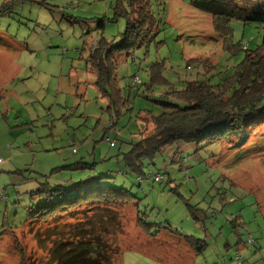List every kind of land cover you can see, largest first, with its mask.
Wrapping results in <instances>:
<instances>
[{
	"label": "rangeland",
	"instance_id": "1",
	"mask_svg": "<svg viewBox=\"0 0 264 264\" xmlns=\"http://www.w3.org/2000/svg\"><path fill=\"white\" fill-rule=\"evenodd\" d=\"M151 3L164 24L149 44L118 57L119 85L132 109L113 130L107 103L93 84L89 53L101 32L119 39L125 30V19L113 11L116 0H0V264L43 259L28 232L37 221L25 224L38 202L32 192L56 178L69 183L86 176L91 170L58 169L81 159L112 173L110 180L135 196L113 218L91 217L105 227L100 233L109 260L101 259L103 264H264V109L244 132L200 144L195 152L187 146L179 160L164 149L152 163L145 161L141 181L113 157L127 151L128 137L142 129L138 112L157 115L163 109L155 100L169 86L149 79L152 63L181 89L185 79L202 71L198 66L187 71L186 59L217 63L219 80L244 54L235 55L240 45L229 47L211 15L189 0ZM98 17L104 18L99 31ZM231 28V40L242 48L261 41L260 26L233 21ZM135 75L141 83L129 88ZM158 173L163 179L153 181ZM86 216L70 213L44 229L54 234L58 228L64 239L69 226ZM138 216L149 224V234Z\"/></svg>",
	"mask_w": 264,
	"mask_h": 264
},
{
	"label": "trees",
	"instance_id": "2",
	"mask_svg": "<svg viewBox=\"0 0 264 264\" xmlns=\"http://www.w3.org/2000/svg\"><path fill=\"white\" fill-rule=\"evenodd\" d=\"M189 3L211 15L214 29L229 47L240 45L235 55L240 51L244 54L235 59L228 74L222 72L224 77L219 76V80L214 72L217 63L186 59L187 71L196 66L202 67V71H196L185 79L181 89L174 88L160 68L153 66L159 63L149 66V79L169 86V91L160 94L155 100L163 109L157 115L146 111L145 116H141L138 112V119L143 121L142 129H139L137 135L128 137L127 151H118L113 155L117 161L123 162L127 173L138 175L139 181L143 179L145 161L152 163L164 149L168 150L172 158L177 157L179 160L187 146H194L195 152L200 144H211L225 140L238 131L244 132L254 115L257 116L264 109V0H256V3L250 0H189ZM113 11L125 19V30L119 39L106 37L101 32L91 47L89 61L94 73L93 84L107 103L108 127L115 130L119 117L132 109L129 97H126L119 85L118 57L120 54L126 57L133 55L135 48L153 41L152 35L162 30L164 21L155 17L151 0H116ZM233 21L260 26V43L248 49L232 41ZM95 23L98 31L102 30L104 18L98 17ZM136 77L138 82H134ZM140 83L141 79L135 75L128 86L132 88ZM147 123H151L150 129H146ZM58 169H87L91 172L80 179H67L65 182L69 183L61 179L59 181L58 178L53 184L43 182L32 192V195L38 197V202L31 205L32 212L27 214L25 224L32 227L37 221V228H29L28 232L32 233L44 252L43 259L33 261L32 264H103L101 259L109 260L104 253L108 246L100 233L105 227L91 217L113 218L115 209L125 207L135 196L122 185H117L115 180H110L114 179L109 177L112 173L96 171L95 162L88 163L81 159ZM157 175L160 178L155 180ZM157 175H154L153 181L159 182L163 176L159 173ZM70 213L73 217L75 213L89 216L78 224L70 225L68 230L72 233L69 234L67 230L64 239L60 237L58 228L54 234L46 230L58 225L60 219ZM137 222L143 232L149 234V224L139 216ZM159 227L165 226L161 224ZM188 241L190 244L195 242L192 236L188 237Z\"/></svg>",
	"mask_w": 264,
	"mask_h": 264
},
{
	"label": "built area",
	"instance_id": "3",
	"mask_svg": "<svg viewBox=\"0 0 264 264\" xmlns=\"http://www.w3.org/2000/svg\"><path fill=\"white\" fill-rule=\"evenodd\" d=\"M138 82L139 81V79L136 77V78H134V82ZM74 151H75V149H74ZM160 178V176L159 175H157V176H155V180H158Z\"/></svg>",
	"mask_w": 264,
	"mask_h": 264
}]
</instances>
